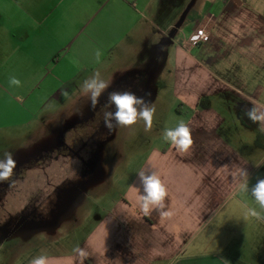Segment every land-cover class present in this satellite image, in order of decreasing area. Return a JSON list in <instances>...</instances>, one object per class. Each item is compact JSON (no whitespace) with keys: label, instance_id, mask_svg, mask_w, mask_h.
<instances>
[{"label":"crops","instance_id":"1","mask_svg":"<svg viewBox=\"0 0 264 264\" xmlns=\"http://www.w3.org/2000/svg\"><path fill=\"white\" fill-rule=\"evenodd\" d=\"M263 7L264 0H0V134L25 128L27 114L57 102L62 88L74 94L107 56L129 50L134 34L167 40L191 11L199 22L180 39L200 26L211 32L198 48L208 60L176 57V96L196 110L186 124L193 145L184 153L153 148L145 163L146 174L165 183L172 216L145 215L138 187L75 245L86 258L65 241V251L45 254L49 264H264V220L247 215L259 210L251 188L264 178V124L244 115L264 110ZM11 76L20 87L9 85Z\"/></svg>","mask_w":264,"mask_h":264},{"label":"rangeland","instance_id":"2","mask_svg":"<svg viewBox=\"0 0 264 264\" xmlns=\"http://www.w3.org/2000/svg\"><path fill=\"white\" fill-rule=\"evenodd\" d=\"M198 22L191 11L167 35V44L139 32L131 37L129 50L107 56L97 70L110 86L95 108L80 88H72L70 96L63 93L71 88H62L57 102L32 118L27 114L25 128L1 132L0 160L11 152L16 167L0 181V264H28L38 255L65 251V241L75 249L121 196L142 187L138 175L146 174L151 150L170 144L163 139L164 130L187 124L196 113L176 96V57L180 52L186 59L208 60L209 54L199 55L201 45L193 50L180 43L183 31ZM128 82L134 84L132 93L156 108L151 130L141 120L105 127L104 112L115 111L106 107L109 93L128 91Z\"/></svg>","mask_w":264,"mask_h":264},{"label":"clouds","instance_id":"3","mask_svg":"<svg viewBox=\"0 0 264 264\" xmlns=\"http://www.w3.org/2000/svg\"><path fill=\"white\" fill-rule=\"evenodd\" d=\"M196 37H193L195 40ZM102 53L100 50L95 52L96 62L101 60ZM10 86L20 87L21 81L16 76H11L8 81ZM110 86V82L105 81L100 71L96 70L92 76L83 80L80 85L81 92L87 95L90 100V106L95 108L99 102V97ZM63 95L67 96L65 91ZM145 95L150 96L151 93ZM114 106L115 111L104 112L105 127L112 129V122L116 125L126 127L132 126L141 120L145 124V130H151L153 127V118L156 113V108L151 103H146L144 97H138L135 93L111 92L108 95L106 107ZM245 116L254 123L264 124V110H260L253 106L245 111ZM163 139L176 149L177 152H187L193 145V138L191 129L183 122H179L175 128L165 129L163 132ZM16 167V161L11 152L4 154V159L0 160V181L7 180L13 173ZM241 175L247 177V170H241ZM139 180L142 184L143 194L140 196L141 208L145 215H149L152 211H156L162 217L172 216V212L166 210V198L168 196V189L162 179L155 173L145 174L140 172ZM241 193H247L249 187L245 181L240 185ZM251 196L258 205L256 208L248 209L247 215L256 218L257 220H264V178L258 179L256 184L251 188ZM80 257H87V253L77 247L74 249ZM31 264H49L48 258L45 255H38L31 260Z\"/></svg>","mask_w":264,"mask_h":264},{"label":"built area","instance_id":"4","mask_svg":"<svg viewBox=\"0 0 264 264\" xmlns=\"http://www.w3.org/2000/svg\"><path fill=\"white\" fill-rule=\"evenodd\" d=\"M193 37H196L193 40ZM211 39V32L205 26H200L190 35L180 39V43L183 48L190 49L192 47L205 44Z\"/></svg>","mask_w":264,"mask_h":264},{"label":"water","instance_id":"5","mask_svg":"<svg viewBox=\"0 0 264 264\" xmlns=\"http://www.w3.org/2000/svg\"><path fill=\"white\" fill-rule=\"evenodd\" d=\"M170 41V38L167 39V41L165 42L166 44Z\"/></svg>","mask_w":264,"mask_h":264}]
</instances>
